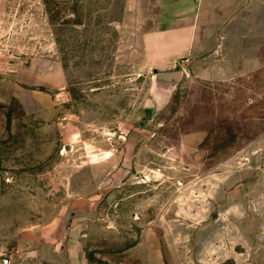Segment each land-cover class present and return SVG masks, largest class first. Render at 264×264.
<instances>
[{"label": "rangeland", "instance_id": "374dc122", "mask_svg": "<svg viewBox=\"0 0 264 264\" xmlns=\"http://www.w3.org/2000/svg\"><path fill=\"white\" fill-rule=\"evenodd\" d=\"M143 3L0 0V257L10 264H66L69 228L105 257L198 175L264 164V0L215 5L199 42L177 40L174 5ZM32 60L34 72L14 68ZM52 65L56 91L45 84ZM152 69L183 70L160 107ZM84 199L86 214L73 205ZM31 228L63 236L18 245Z\"/></svg>", "mask_w": 264, "mask_h": 264}, {"label": "crops", "instance_id": "0c3cea01", "mask_svg": "<svg viewBox=\"0 0 264 264\" xmlns=\"http://www.w3.org/2000/svg\"><path fill=\"white\" fill-rule=\"evenodd\" d=\"M241 1L144 0L142 5L145 11H165L168 5H174L172 9L181 12L182 19L175 24L177 40L199 42L201 29L205 28L200 21L216 17L211 16L215 5L219 4L221 10L234 9ZM211 31L207 42L213 40ZM14 64V68L27 73L38 67L34 60L21 67L18 62ZM49 70L45 84L56 91L61 86L62 72L56 65ZM77 203L84 214L93 208V202L87 199L73 205ZM75 223L73 220V227ZM68 230L66 264H264V164L229 162L211 174L198 175L178 189L171 211L153 217L131 243L105 257L98 258L101 252L96 246L88 248L86 231ZM54 235V230L44 234L40 228H31L28 232L18 231L15 239L20 245L27 238L38 241L47 237L53 238L52 246H57L63 235ZM40 247L33 251L36 256L44 249ZM113 257L118 258L117 262L112 261Z\"/></svg>", "mask_w": 264, "mask_h": 264}, {"label": "water", "instance_id": "95a60500", "mask_svg": "<svg viewBox=\"0 0 264 264\" xmlns=\"http://www.w3.org/2000/svg\"><path fill=\"white\" fill-rule=\"evenodd\" d=\"M151 73L149 94L155 100L156 105L160 107L169 100L172 91L181 81L183 70L173 69L157 72L152 69Z\"/></svg>", "mask_w": 264, "mask_h": 264}, {"label": "built area", "instance_id": "2783aa9c", "mask_svg": "<svg viewBox=\"0 0 264 264\" xmlns=\"http://www.w3.org/2000/svg\"><path fill=\"white\" fill-rule=\"evenodd\" d=\"M0 264H10V258L7 255L1 256Z\"/></svg>", "mask_w": 264, "mask_h": 264}]
</instances>
